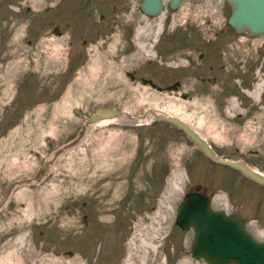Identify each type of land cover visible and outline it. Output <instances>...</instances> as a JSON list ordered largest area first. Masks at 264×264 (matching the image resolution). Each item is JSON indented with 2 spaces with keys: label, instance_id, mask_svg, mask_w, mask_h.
Instances as JSON below:
<instances>
[{
  "label": "rangeland",
  "instance_id": "1",
  "mask_svg": "<svg viewBox=\"0 0 264 264\" xmlns=\"http://www.w3.org/2000/svg\"><path fill=\"white\" fill-rule=\"evenodd\" d=\"M127 1L117 17L108 14L110 6L105 11L88 4L93 18L108 14L107 39H112L103 61L93 47L88 61L67 70L60 46L68 34L59 39L44 35L36 46L24 42L19 58L0 53V196L7 182L32 179L42 162L50 161L40 182L14 187L0 209V264H207L190 253L192 230H182L175 222L179 201L197 184L212 195L216 209L253 217L252 223L264 217L263 188L209 160L176 127L153 117L146 122L135 118L148 108L174 113L206 139L217 156L244 161L264 174V102H259L264 69L257 66L258 54H264V35L244 42L243 53L252 61L248 95L200 103L196 94L183 99L175 93H154L137 80L132 83L126 73L148 59L149 45L156 44L162 30L166 38L173 37L168 33L190 12L196 16L191 21L199 22L206 7L216 28L226 22L230 8L225 0L193 6L184 1L171 10L165 0L162 13L147 18L138 8L140 0ZM40 5V0L32 2ZM6 9L0 0L1 45L10 40L5 27L14 16ZM51 13L40 15L43 30L57 24L50 22ZM18 21L22 24L13 39L21 36L28 19L20 15ZM131 21L133 43L122 51L126 43L120 34ZM211 30H204L203 36L210 37ZM234 37L235 44L243 43L239 39L244 36ZM172 42L170 38L161 43ZM59 51L65 54L59 57ZM106 107L134 118L88 125L77 139L85 119ZM155 225L160 229L153 238L156 254L142 245ZM248 231L263 239L254 227Z\"/></svg>",
  "mask_w": 264,
  "mask_h": 264
},
{
  "label": "flooded vegetation",
  "instance_id": "2",
  "mask_svg": "<svg viewBox=\"0 0 264 264\" xmlns=\"http://www.w3.org/2000/svg\"><path fill=\"white\" fill-rule=\"evenodd\" d=\"M33 1L37 0H2L7 7L6 10L13 13L14 16L8 17L5 29H7L10 40L5 39L6 42L0 44V53L4 52L8 57L19 58L21 55L20 45L26 43L28 46L34 44L36 46L46 39L44 35L47 34H53L57 39L68 34L67 41L60 46L66 53L67 70L76 63L88 61L91 56L90 50L93 47L98 49V59L103 61L107 58L105 51L112 39H107L108 14L111 13V16L117 17L121 10L128 5L127 0H96V2L95 0H40L44 5L34 7L32 6ZM209 1L212 3L214 0H201L197 3L191 1V5L202 3V5H205V2ZM88 4H94L93 6L98 4L99 8L104 7L105 11L110 6V11H108V14L100 12L96 18H93L94 9H89ZM48 11L52 12L50 22L52 23L54 20L57 24L49 30H43L42 24L45 22L40 15L42 12L47 13ZM193 13V11L190 12V16L185 21L177 24L180 27L176 26L170 31L172 33H168L172 34L173 37L166 38L162 30L161 37L157 38L156 44L151 43L149 45L148 52L150 54L148 59L138 65V68L128 71L126 73L127 78L132 83L136 80L141 82L154 93H175L183 99H190L196 94L200 99V103H205L202 101L210 98L216 100L218 96H221V101H223L228 95L239 96L242 93L248 95L251 84L252 61L247 58L249 54L243 52L245 51L244 42L249 36L236 33L228 25L227 20L222 26L213 28L215 23L212 20L211 8L209 7L201 9L199 22L191 21L193 17H196ZM141 14L144 15L142 12ZM20 15H25L28 22L24 25L25 27H22L21 36L18 39H13L16 28L22 24L18 21ZM12 20H15L13 21V28ZM128 23V26L120 34L122 39L125 38L126 43L125 46L119 48L122 51L127 50L133 43L131 36L134 24L132 21ZM117 26L118 21L114 19L111 22V27L115 28ZM65 27L69 29L67 33L64 32ZM212 28L213 30H211ZM204 30H211V36L204 37ZM235 35L244 36V39H239L243 42L242 44H235V41H238V38L234 37ZM170 38L173 40L171 44L164 45L161 43L162 40L164 42L165 39ZM63 51H59V57L65 54ZM258 56L260 57L257 64L258 70H262L264 69V54H258ZM259 102H264V87L259 93ZM217 105L219 106V104ZM215 154L217 155L216 152ZM245 164L249 166L248 163L245 162ZM235 170L243 175L239 170ZM243 177L246 176L243 175ZM257 185L264 189V185ZM198 192L207 196L212 206V195L208 196L202 188ZM217 209L225 211L222 208ZM227 214L242 219L247 230L251 226L260 231L261 237H263L260 242L264 243V217L261 220L259 217L256 219L259 223H252L251 219L253 217L242 218L241 215L235 212H227Z\"/></svg>",
  "mask_w": 264,
  "mask_h": 264
},
{
  "label": "water",
  "instance_id": "3",
  "mask_svg": "<svg viewBox=\"0 0 264 264\" xmlns=\"http://www.w3.org/2000/svg\"><path fill=\"white\" fill-rule=\"evenodd\" d=\"M164 1L140 0L138 7L145 16L156 17L162 13ZM184 1L187 0H167V6L171 10H176ZM190 1L197 3L201 0ZM225 1L230 7L227 23L236 33L246 34L250 37L264 35V0ZM148 113H151L156 121L170 124L179 129L212 162L233 167L251 181L264 185V174L252 169L242 161L217 156L208 141L180 117L148 108L135 118L143 120ZM118 117L134 118L127 112L116 108L97 109L82 123L77 139L81 137L86 126ZM75 141L76 139L55 151L53 158L61 150L73 146ZM49 165L50 161L42 162L37 174L32 179L21 178L7 182L4 193L0 196V209L8 201L14 187L29 184L32 180L40 182ZM200 188L201 185H196L193 192L184 194L175 213L176 224L182 230H192L193 232L190 244L192 257L202 259L207 264H264V243L258 241L246 229L242 219L227 214L223 210L212 208L210 199L198 192Z\"/></svg>",
  "mask_w": 264,
  "mask_h": 264
},
{
  "label": "bare ground",
  "instance_id": "4",
  "mask_svg": "<svg viewBox=\"0 0 264 264\" xmlns=\"http://www.w3.org/2000/svg\"><path fill=\"white\" fill-rule=\"evenodd\" d=\"M214 1H212V3H213ZM147 17V16H146ZM22 61V60H21ZM24 61V60H23ZM25 62V61H24ZM27 62H29V61H27ZM22 64V63H21ZM24 65V64H23ZM9 74V73H8ZM10 76V75H9ZM8 79V78H7ZM149 114H151V113H148L147 115H146V117L143 119V121H145V120H148L149 118H151V117H153V115L151 114V115H149ZM171 115H175V116H178V115H176V114H174V113H172ZM178 117H180V116H178ZM123 118V117H122ZM125 118V117H124ZM154 118V117H153ZM181 119H182V117H180ZM119 119V118H118ZM183 120V119H182ZM105 122H106V120H104ZM141 121V120H140ZM142 121V122H143ZM185 121V120H184ZM109 122V121H108ZM146 122V121H145ZM99 123H101V122H99ZM104 123V122H103ZM98 124V123H97ZM164 203V202H163ZM159 215V214H158ZM160 216V215H159ZM155 220H158V217H156L155 218ZM156 223H158V221H156ZM156 227H157V225H155ZM160 229L157 227V229L156 230H154L153 229V231H152V233L149 235V234H147L146 235V237L147 238H145V239H143L142 240V245H143V247L146 249V248H148L151 252H153V253H157V248H158V246L157 245H155V242H153V238H155V237H157V236H155L156 234H158V231H159ZM155 241H157V240H155ZM20 243V242H19ZM146 251V250H145ZM130 260H131V258H130Z\"/></svg>",
  "mask_w": 264,
  "mask_h": 264
}]
</instances>
